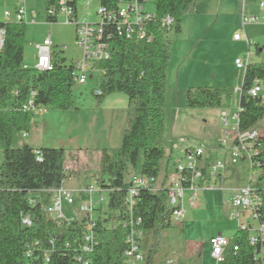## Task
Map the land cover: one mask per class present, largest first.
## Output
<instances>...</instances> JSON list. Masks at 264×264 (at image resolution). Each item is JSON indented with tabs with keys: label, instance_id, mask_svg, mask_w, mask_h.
Returning a JSON list of instances; mask_svg holds the SVG:
<instances>
[{
	"label": "trees",
	"instance_id": "obj_1",
	"mask_svg": "<svg viewBox=\"0 0 264 264\" xmlns=\"http://www.w3.org/2000/svg\"><path fill=\"white\" fill-rule=\"evenodd\" d=\"M44 1L45 19L55 23L57 15L50 11L56 8L58 0ZM200 1L147 0L153 5L148 11L154 15L147 24L150 41L138 40L135 34L128 38L119 36L113 20L104 22L106 32L111 34L108 39L110 56L93 65V70L100 73L96 88L99 93L94 96L101 101L110 93H124L130 107L120 146L110 151H98L95 180L105 190L106 201L105 207L101 204L97 210L94 230L98 244L90 255L83 258L88 260L87 264H127L123 257L125 231L119 224L126 210L124 199L129 183L125 176L130 169H136L140 155L138 173L154 181L160 174L165 155L159 138L163 130L165 80L170 54L168 35L181 32L182 17L193 12ZM97 2L107 10L118 8L116 0ZM68 5L76 15V0H69ZM165 16L174 20L170 28L161 25ZM0 27L4 30L0 47V264H84L83 259L74 258L72 242L81 233L82 223L55 220L45 212L52 191L66 178L65 150L44 146L35 148L22 141L23 134L28 133L32 124L33 113L24 110L31 94L35 107L77 108L73 90L78 85L72 75L73 63L67 64L63 57L54 60L52 55L50 69L27 68L23 64L24 21H0ZM255 79L259 83L264 79V63H248L244 68L238 99L240 131L254 127L264 116L262 98L259 95L251 98L247 94ZM229 95L224 88L195 87L187 90L186 103L192 108H220L224 97ZM211 149L207 150L205 166L210 161ZM250 168L253 170V164ZM31 196L34 199L32 204L28 202ZM133 213L142 220L141 264H156L154 257L163 239V231L178 228L180 224L171 219L167 190L162 186L155 191L141 188L135 198ZM24 214L32 218L29 227L21 224ZM247 236V231L237 229L229 237L222 264H253V250ZM29 248L30 254L26 256L25 251Z\"/></svg>",
	"mask_w": 264,
	"mask_h": 264
},
{
	"label": "rangeland",
	"instance_id": "obj_2",
	"mask_svg": "<svg viewBox=\"0 0 264 264\" xmlns=\"http://www.w3.org/2000/svg\"><path fill=\"white\" fill-rule=\"evenodd\" d=\"M88 1H76L77 14L78 18L88 15L89 20L93 21L96 19L98 3L91 0L90 6L86 8ZM259 1L261 0H244L246 16L250 15L251 10L258 9ZM242 2L243 0H202L196 4L193 12L182 17L181 32L168 35L170 54L165 80L163 130L159 138L165 155L161 165L168 158L169 168L172 169L174 161L182 156L184 147L200 146L206 152L208 148H212L209 155L225 162L226 167L221 173L223 177L217 179L214 188L202 189L210 193L207 200L203 199V208L208 211L193 215L184 225V231L180 228L163 231V239L154 257L156 264H166V261L170 262L169 264H179L182 262L183 241L206 239L211 233H216L219 227H222L225 237H231L236 228L234 223L230 224L229 216L227 212H223L222 205L232 195L224 188L244 186L251 173L254 176L248 162L239 161L232 164L230 149H221L217 141L222 128L219 122L220 111L228 112L231 108L234 109L239 98L244 68H236L234 59H242L245 67L250 61H256L251 56L257 48L256 43L258 42L259 48L263 46L264 29H261V26H242ZM20 7H23L25 12V67H35L36 46L41 45L47 36L52 41L51 52L54 60L63 57L68 64L80 59L81 50L75 45L74 25L67 22L61 14L57 15L55 23L47 22L44 0H0V21H6L3 16L5 10L12 14L7 21H12L13 13ZM152 9L153 5L148 4L147 10ZM235 33L242 34L240 41L233 39ZM250 35H257L261 40L252 37L254 42L248 45L245 36ZM99 78L100 73L93 72L85 84L74 88L76 109L59 110L45 106L40 113H33L28 134L22 138L26 144L35 139V143H42L44 147L65 150L66 178L63 186L77 188L74 190V203L63 205L62 213L67 218L79 216L76 215L77 206L83 196L77 191L79 188H86L97 178L98 151L118 148L127 124V112L130 107L127 96L113 92L98 101L94 91ZM263 82L264 79L260 80V86ZM206 86L224 88L229 92L230 95L223 99V107L187 106V90ZM262 105L264 106L263 101ZM257 124L258 127L264 126V116ZM140 166L141 155L136 169H130L125 180L138 173ZM103 206L105 207V203ZM210 263L216 264L215 261L203 262V258L198 261L189 260L185 264Z\"/></svg>",
	"mask_w": 264,
	"mask_h": 264
},
{
	"label": "built area",
	"instance_id": "obj_3",
	"mask_svg": "<svg viewBox=\"0 0 264 264\" xmlns=\"http://www.w3.org/2000/svg\"><path fill=\"white\" fill-rule=\"evenodd\" d=\"M77 1V0H76ZM117 9L107 10L98 4L96 9V19L89 20L88 15L85 18H78L77 7L75 5L76 15L73 13L72 7L68 5L69 0H58L56 8H52L50 12L61 14L66 21L75 27V45L81 50V57L73 63V72L75 83L79 86L85 84L88 76H92L94 63L106 60L110 56V46L108 39L111 34L106 32L104 22L106 19L113 20L116 25V32L119 36L131 37L135 34L138 40L150 41L151 36L147 32V24L154 17L151 11L145 9L149 4L147 0H116ZM91 0L86 2V8L90 6ZM97 2V0H96ZM98 3V2H97ZM258 8L264 13V0L259 1ZM25 12L20 7L13 13L14 21H23ZM4 19L7 21L12 14L5 10ZM259 18L256 15L246 16L242 14V26L246 24H254ZM174 20L170 16H165L161 20V25L170 28ZM235 41L242 39L241 33L233 35ZM4 30L0 27V47L3 45ZM248 45L251 40L247 39ZM52 41L47 36L41 45L36 46V63L37 70H48L51 68L52 61ZM235 67L238 69L245 68L243 60L235 59ZM247 65V64H246ZM245 65V66H246ZM99 90H95L94 94H98ZM247 94L251 98H255L260 94V83L257 79L252 81ZM33 94L29 96L24 104V110L32 113H40L43 107H35L33 104ZM241 109L238 105L226 112L223 111L219 115L221 130L218 136V146L230 149V161L237 164L243 160L248 164H253V172L249 176L247 183L236 189L230 201L229 218L237 224V229L247 231V240L253 250V264H261L264 262V126L254 127L244 131L238 128V114ZM27 134L24 133L23 136ZM207 152L204 148L197 146H186L182 156L174 161L173 168L177 174L175 181L162 186L167 190V204L171 209V219L175 223H180L184 212L185 204L194 206L197 204L200 191L203 187L214 188L218 176L225 170V162L220 159H211L205 166V158ZM129 186L124 199L126 206L124 217L119 224L125 231L124 241L126 249L123 257L127 264H141L142 255V231L140 225L141 218L133 213L135 198L141 188L155 191L159 187L157 180L142 176L140 173H134L128 180ZM83 198L77 206L79 215L75 218H67L62 213L64 204L72 205L74 203L75 191L60 186L52 191L50 203L45 208V212L52 219L65 220L70 223L77 220L82 223L81 233L73 239L75 249L74 258L81 261L84 257L90 255L94 247L98 244V238L95 234V219L98 216V207L105 203V190L101 189L96 180L90 183L86 188L77 191ZM34 199L32 196L28 202L32 204ZM21 224L29 227L32 224V218L29 214L21 217ZM229 238L217 234L209 238L210 255L216 264H222L224 261V248L228 245ZM52 243V241H50ZM68 246V243H66ZM29 247V246H28ZM26 256L30 254V248L25 251ZM45 260H48L46 255ZM84 264H87L86 259ZM170 263V262H169Z\"/></svg>",
	"mask_w": 264,
	"mask_h": 264
},
{
	"label": "crops",
	"instance_id": "obj_4",
	"mask_svg": "<svg viewBox=\"0 0 264 264\" xmlns=\"http://www.w3.org/2000/svg\"><path fill=\"white\" fill-rule=\"evenodd\" d=\"M258 9L257 10L256 9L251 10L250 13H249L250 15L253 14V15H256L259 18L257 23L251 24V25H259V26H261V29H264V13L262 11L258 10ZM242 14H245L244 13V0L242 2L241 16H242ZM262 33H264V32H262ZM245 37H246V41H247V39H249V40H251V44H252V42H254L252 37L253 38H257V35H250L249 37L248 36H245ZM259 39L261 40V38H259ZM256 47H257L256 50L251 53V56L255 58L253 60H256V61H254V62L250 61V63H264V58H263V54H264V39H263V46L259 48V44L257 42L256 43ZM235 59H237V58H235ZM235 59H234V61H235ZM90 77H92V76H90ZM259 96L262 98V101H263V104H264V82L260 86V94H259ZM237 105H238V102H237L236 106ZM222 107L223 106H221V108ZM231 109H233V108H231ZM223 111H225V110L220 111V113L223 112ZM220 113H219V115H220ZM35 142H36V140L33 139L29 143V145H31V146H33L35 148H40V146H42V147L45 146V145H41L42 143H35ZM221 149H227V148H221ZM211 159H213V158L210 156V160ZM241 161H243V160H241ZM163 165H161V171H160V174H159V176L157 178V185L158 186H165L168 183H170L172 181H175L176 178H177V174L174 172V168H172V169L169 168V159L168 158L165 160ZM249 166H250V164H249ZM222 177L223 176H221V174H220L218 176L219 180ZM217 179H216V182H215L216 184H217ZM62 186H63V183H62ZM241 187H243V186H236V187L228 186V187H226L224 189L226 191H228V192H231V195H233L234 191L236 189L241 188ZM67 188H69V187H67ZM70 189L77 190V188H70ZM80 189L81 188H79V190ZM209 197H210V193H207V192H204V191L201 190L196 205H194V206H190V205H187V204L184 205L185 206V212H184V215H183V218H182L180 224L178 225V228H180V230L184 231V225H186L189 222V220L192 219L193 215H198L199 213H203V211L204 212L208 211L207 208L206 209L203 208V199L207 200ZM231 198L232 197L230 196L228 199H226L225 202H223L222 210H223L224 213L227 212V214H229ZM201 201H202V203H201ZM229 221H230V224L234 223L233 226L236 228V229H234L236 231L237 230L236 222L234 220H231V219ZM235 231H233V234L235 233ZM217 234L225 236L222 233V227H219L217 229L216 233L215 232L211 233V235L208 238H206V239H195V240H185V241H183V243H182V251H181L182 252V258H181L182 262H180L179 264H185L187 261L195 260V259L198 261L199 259H202V258H203V262H205V261L213 262L214 260L212 259L211 255H210L209 238L214 236V235H217Z\"/></svg>",
	"mask_w": 264,
	"mask_h": 264
}]
</instances>
